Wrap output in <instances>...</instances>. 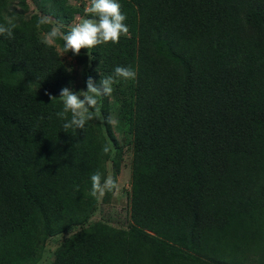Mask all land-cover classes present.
I'll use <instances>...</instances> for the list:
<instances>
[{
  "label": "trees",
  "instance_id": "16d2710c",
  "mask_svg": "<svg viewBox=\"0 0 264 264\" xmlns=\"http://www.w3.org/2000/svg\"><path fill=\"white\" fill-rule=\"evenodd\" d=\"M118 2L129 33L90 58L42 43L85 2L0 0L17 24L0 36V264H264V0ZM117 66L135 79L63 131L48 93ZM117 132L132 150L123 222L94 219L113 194L90 195L95 171L118 180Z\"/></svg>",
  "mask_w": 264,
  "mask_h": 264
},
{
  "label": "clouds",
  "instance_id": "9594fccd",
  "mask_svg": "<svg viewBox=\"0 0 264 264\" xmlns=\"http://www.w3.org/2000/svg\"><path fill=\"white\" fill-rule=\"evenodd\" d=\"M83 12L84 17L74 20L66 34L62 33L59 28L53 27L43 34L42 43L52 47L58 38L62 39V53L71 52L73 55L79 56L82 49H87L89 54V50L96 46L109 42L119 43L121 36H127L129 33V27L125 23L127 16L122 12L118 0H89ZM46 23H48V19L41 17L37 27ZM16 27L14 18L6 16L4 22L0 23V36L14 38ZM89 56L91 58L90 54ZM135 77L136 73L131 68L117 66L113 75L102 76L99 85L89 76L86 91L76 92L65 87L58 98L48 93L52 102L59 100L62 104V110L58 111L56 116L64 121L63 131L84 130L99 112V98L111 96L113 85L118 82V79L130 80ZM106 122L111 124L112 117H107ZM103 152L107 154L109 149L104 147ZM90 179V195L92 197H102L107 193L116 195L120 191L118 180L111 175L105 177L99 170L95 171Z\"/></svg>",
  "mask_w": 264,
  "mask_h": 264
},
{
  "label": "rangeland",
  "instance_id": "374dc122",
  "mask_svg": "<svg viewBox=\"0 0 264 264\" xmlns=\"http://www.w3.org/2000/svg\"><path fill=\"white\" fill-rule=\"evenodd\" d=\"M80 2H85L88 5L89 0H72V3L78 4ZM81 18V17H77ZM64 55V54H63ZM67 59L70 60V57L65 55ZM114 125H116V121L113 120ZM117 136L122 145L125 146L127 152L124 155L122 170L118 175V182L120 184V191L118 194L112 196V200L108 203H101V211L94 219H102L104 217L115 219L116 221L123 222L126 220L128 210H129V190L131 188V155L132 150L129 148L128 141L130 138L125 137V135L120 134L117 132ZM130 137V136H129ZM125 224V223H124ZM122 225V224H119ZM60 243V241H55L51 244V248L55 249L56 246ZM53 259V258H52ZM52 260L50 261L49 258H43L40 263L38 264H51Z\"/></svg>",
  "mask_w": 264,
  "mask_h": 264
}]
</instances>
